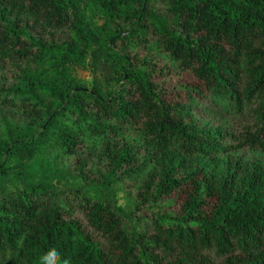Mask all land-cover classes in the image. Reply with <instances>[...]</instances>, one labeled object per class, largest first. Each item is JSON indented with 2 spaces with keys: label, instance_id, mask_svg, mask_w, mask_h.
Returning a JSON list of instances; mask_svg holds the SVG:
<instances>
[{
  "label": "trees",
  "instance_id": "16d2710c",
  "mask_svg": "<svg viewBox=\"0 0 264 264\" xmlns=\"http://www.w3.org/2000/svg\"><path fill=\"white\" fill-rule=\"evenodd\" d=\"M131 39L197 95L163 99L117 48ZM87 57L104 71L91 86L71 73ZM0 68V264H264V0H0ZM86 133L103 138L96 166ZM54 145L87 185L143 174L145 222L129 228L114 191L69 186Z\"/></svg>",
  "mask_w": 264,
  "mask_h": 264
},
{
  "label": "rangeland",
  "instance_id": "374dc122",
  "mask_svg": "<svg viewBox=\"0 0 264 264\" xmlns=\"http://www.w3.org/2000/svg\"><path fill=\"white\" fill-rule=\"evenodd\" d=\"M92 22L96 25H102L104 23V20L96 15L92 16ZM63 33H57V38L63 37ZM150 42H153L152 36L148 37ZM120 48L121 51L126 52L131 60L132 63L138 66H142L145 69H151L152 71V79L155 80L158 84L157 89L160 91V95L165 100L169 101H177V100H187L188 95L190 94H196V91L193 90L194 86L199 85L196 78L191 74V72L187 70H179L177 66L171 65L169 61L168 55L160 50L159 48L152 49V52H150L148 49V46H145L144 43L139 42L138 39H131L128 40V42H118L117 48ZM152 55L153 59H149V56ZM149 59L150 61H147L146 59ZM91 58L87 57V65L82 66L79 64H75L71 68V73L73 79L80 83L84 84L86 86H91L93 83L94 77H101L100 79H103L104 77V71L101 72L97 69L91 68ZM168 65V66H167ZM174 69H176L174 71ZM5 72L9 75L10 70L5 69L1 70L0 73ZM168 73H171L168 75ZM214 114H211V116H203L200 117V119L204 120L205 122L210 123L211 125H214L217 123L215 119ZM67 124H70V121H67ZM216 125V124H215ZM2 128V125L0 123V129ZM84 145L86 150L90 151L92 153L91 160H89L88 165L94 164L95 166L98 165L97 159H98V149L101 144V140L103 139L101 136L97 135H88V133L84 134ZM46 156L51 159L56 168H58L63 175L64 179L67 181V184L71 187H81L82 189H86L90 192H97L99 191L97 188L104 189L105 191H114L115 198L118 202V204L125 209L126 212L129 213V210L132 209L133 212L131 215L126 217L125 222L129 228H132L134 226L139 225L143 221L145 222V218L149 217V211L150 207L152 206V202L146 201L144 203H140V206H135V202L138 200V189L140 188V183L143 177V174L135 175L132 177H126L125 180H118L117 182H113V184L109 185V188L101 185V184H92L87 185L85 180L76 174L74 170V158L75 155L68 154L65 151V148L60 145H54L51 146ZM223 162L217 166V168L222 172V174H226L227 172V164H226V158L222 160ZM101 166V164H99ZM11 177L14 175V173L10 174ZM97 177L95 174L91 173L90 178ZM15 181L9 180L8 183L11 185L12 183H15L19 185L21 182V177L18 179L16 176H14ZM24 179V176L23 178ZM54 186L56 189H62V185L57 182L54 179ZM172 200L176 203L172 205H166V200L155 202V204L160 208L161 212H165L167 210L171 211H177L179 207V203L177 204V201L180 202L181 198L180 195L171 193ZM177 204V205H176Z\"/></svg>",
  "mask_w": 264,
  "mask_h": 264
}]
</instances>
